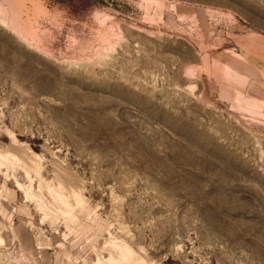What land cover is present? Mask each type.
<instances>
[{"label":"rangeland","instance_id":"1","mask_svg":"<svg viewBox=\"0 0 264 264\" xmlns=\"http://www.w3.org/2000/svg\"><path fill=\"white\" fill-rule=\"evenodd\" d=\"M0 167V264H264V0H0Z\"/></svg>","mask_w":264,"mask_h":264},{"label":"bare ground","instance_id":"2","mask_svg":"<svg viewBox=\"0 0 264 264\" xmlns=\"http://www.w3.org/2000/svg\"><path fill=\"white\" fill-rule=\"evenodd\" d=\"M2 160V159H1ZM2 162H7V158H3ZM8 164V163H7ZM1 168V167H0Z\"/></svg>","mask_w":264,"mask_h":264},{"label":"crops","instance_id":"3","mask_svg":"<svg viewBox=\"0 0 264 264\" xmlns=\"http://www.w3.org/2000/svg\"><path fill=\"white\" fill-rule=\"evenodd\" d=\"M252 55V53H250ZM260 67H263V65L259 64Z\"/></svg>","mask_w":264,"mask_h":264}]
</instances>
